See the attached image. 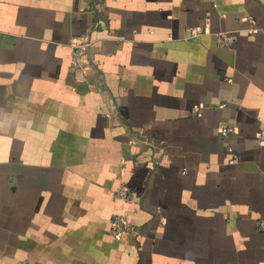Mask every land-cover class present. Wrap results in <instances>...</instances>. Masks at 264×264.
I'll return each mask as SVG.
<instances>
[{
    "label": "crops",
    "instance_id": "0c3cea01",
    "mask_svg": "<svg viewBox=\"0 0 264 264\" xmlns=\"http://www.w3.org/2000/svg\"><path fill=\"white\" fill-rule=\"evenodd\" d=\"M261 139L264 0H0V264H264Z\"/></svg>",
    "mask_w": 264,
    "mask_h": 264
},
{
    "label": "built area",
    "instance_id": "2783aa9c",
    "mask_svg": "<svg viewBox=\"0 0 264 264\" xmlns=\"http://www.w3.org/2000/svg\"><path fill=\"white\" fill-rule=\"evenodd\" d=\"M208 25H209V19L204 18L201 25L186 28L185 31L187 34V38L191 39L203 35L204 33H206L204 32V29L208 28ZM251 25L255 26V23L252 20H251ZM252 30L253 29H249V33ZM213 35L215 37L216 45L219 48H229L233 44V37L229 32H217ZM197 110L198 108L194 107L192 109V112L195 113L197 112ZM229 132H231L230 129H226L222 131L223 134H227ZM261 142L263 143L264 140L261 139ZM112 199L114 202L122 201L125 203H130L132 202L133 197L129 192L127 186L124 183L120 182V184L112 194ZM164 222H165L164 218H160L158 221L160 226H162ZM256 225L258 230L264 231V220L258 221ZM109 231L113 238L120 239L127 234L135 233V228L129 220L128 213L115 212L110 219Z\"/></svg>",
    "mask_w": 264,
    "mask_h": 264
}]
</instances>
